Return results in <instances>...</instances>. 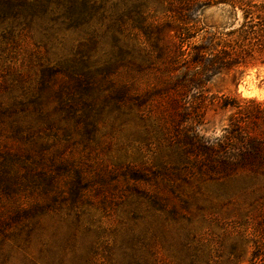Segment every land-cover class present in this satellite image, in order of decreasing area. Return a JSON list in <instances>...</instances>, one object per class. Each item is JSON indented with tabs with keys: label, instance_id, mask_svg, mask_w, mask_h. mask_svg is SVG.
Listing matches in <instances>:
<instances>
[{
	"label": "rangeland",
	"instance_id": "1",
	"mask_svg": "<svg viewBox=\"0 0 264 264\" xmlns=\"http://www.w3.org/2000/svg\"><path fill=\"white\" fill-rule=\"evenodd\" d=\"M114 2L75 27L0 18V264H264V172L185 157L168 58L129 19L119 37L133 55L119 52ZM116 6L165 16L163 0ZM240 20L225 5L199 13L211 32ZM206 87L251 112L244 100L264 101V67ZM235 112L209 109L194 140L224 142Z\"/></svg>",
	"mask_w": 264,
	"mask_h": 264
},
{
	"label": "trees",
	"instance_id": "2",
	"mask_svg": "<svg viewBox=\"0 0 264 264\" xmlns=\"http://www.w3.org/2000/svg\"><path fill=\"white\" fill-rule=\"evenodd\" d=\"M110 1L115 0H0V18L42 19L48 14L60 16L75 27L85 24ZM117 1L112 6L115 19L110 23L113 29L110 39L119 45V52L128 57L133 55V49L119 37L125 20L129 19L130 28L138 32L145 45L168 58V86L172 91L168 106L175 112L176 128L181 134L179 144L185 157L217 158L224 168L264 172V101L244 100L253 107L248 112L229 98L204 96L213 77L264 67V0H163L165 16L160 22L150 21L151 17L136 6L118 12L116 5L124 0ZM215 5L228 6L235 15L239 12V24L226 33L205 30L200 25L199 13ZM102 12L106 13L103 9ZM213 108L236 112L229 117L225 141L204 146L202 138L194 140V124ZM249 125L258 132L248 135L245 128ZM260 255L257 245L253 259L257 261Z\"/></svg>",
	"mask_w": 264,
	"mask_h": 264
},
{
	"label": "bare ground",
	"instance_id": "3",
	"mask_svg": "<svg viewBox=\"0 0 264 264\" xmlns=\"http://www.w3.org/2000/svg\"><path fill=\"white\" fill-rule=\"evenodd\" d=\"M241 91H242V96L243 97H253V96H255V94H254L252 89H249V90L242 89Z\"/></svg>",
	"mask_w": 264,
	"mask_h": 264
}]
</instances>
